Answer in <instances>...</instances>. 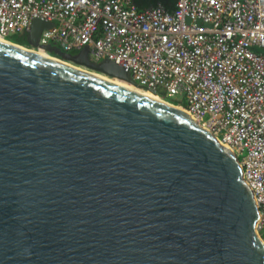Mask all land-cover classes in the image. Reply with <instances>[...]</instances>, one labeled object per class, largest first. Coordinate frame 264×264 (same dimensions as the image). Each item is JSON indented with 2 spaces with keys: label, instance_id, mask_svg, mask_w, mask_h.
Returning a JSON list of instances; mask_svg holds the SVG:
<instances>
[{
  "label": "water",
  "instance_id": "obj_1",
  "mask_svg": "<svg viewBox=\"0 0 264 264\" xmlns=\"http://www.w3.org/2000/svg\"><path fill=\"white\" fill-rule=\"evenodd\" d=\"M258 217L236 153L191 114L0 41V264H264Z\"/></svg>",
  "mask_w": 264,
  "mask_h": 264
},
{
  "label": "built area",
  "instance_id": "obj_2",
  "mask_svg": "<svg viewBox=\"0 0 264 264\" xmlns=\"http://www.w3.org/2000/svg\"><path fill=\"white\" fill-rule=\"evenodd\" d=\"M93 62L183 106L237 155L259 207L264 241V0H176L139 9L133 0H0V35H29ZM49 51V50H47Z\"/></svg>",
  "mask_w": 264,
  "mask_h": 264
},
{
  "label": "bare ground",
  "instance_id": "obj_3",
  "mask_svg": "<svg viewBox=\"0 0 264 264\" xmlns=\"http://www.w3.org/2000/svg\"><path fill=\"white\" fill-rule=\"evenodd\" d=\"M0 41H3L5 43H9V44H12V45H16V46H19L21 48H25L27 50H31V51H33V52H35V53H37L39 55H42L44 57L51 58V59H53L55 61H60V62H62L64 64H67L69 66L75 67V68L80 69L82 71L89 72L91 74H94V75L102 78V79L108 80V81H110L112 83H115V84H117L119 86H122V87H124V88H126L128 90H134V91H136L138 93H141L143 95L149 96V97H151V98H153L155 100H158V101H160L162 103H166V104H168L170 106H175L176 108L184 111L185 113H188V111L184 107H181V105H176V104H174V103H172L170 101H167V100L161 98L159 96V94L157 92H155L154 90H150L148 88H143L140 85H138V84H136V83H134V82H132L130 80H127V79H124V78H119L117 76H108L106 74H103L102 72L98 73L99 71L90 70V69L84 68L82 66H78L76 64H73L71 62H66V61L60 60L58 58H54L47 50H45L43 48H35V47L29 48V46H26L25 44H20V43H17V42H16L17 43L16 44V43H14L11 40H9V39H7L5 37H2L1 35H0ZM56 57H58V56H56ZM219 142L221 144H223L221 141H219ZM225 146H227V145H225Z\"/></svg>",
  "mask_w": 264,
  "mask_h": 264
},
{
  "label": "trees",
  "instance_id": "obj_4",
  "mask_svg": "<svg viewBox=\"0 0 264 264\" xmlns=\"http://www.w3.org/2000/svg\"><path fill=\"white\" fill-rule=\"evenodd\" d=\"M133 1L137 5V7L139 9H145V8L152 7V6H157V5H159L161 3L168 10H173L174 7H175V3H176V0H133ZM21 37H23V36L13 35V36L9 37L8 39L11 40V41H13V42H15V43L17 42V43H20V44H26L27 46H30L31 45L28 40L27 41L25 40L27 38H21ZM52 51H54V50H51L50 52L52 54H55ZM159 96L162 97L160 94H159Z\"/></svg>",
  "mask_w": 264,
  "mask_h": 264
},
{
  "label": "rangeland",
  "instance_id": "obj_5",
  "mask_svg": "<svg viewBox=\"0 0 264 264\" xmlns=\"http://www.w3.org/2000/svg\"><path fill=\"white\" fill-rule=\"evenodd\" d=\"M11 36H13V35H11ZM11 36H9V37H11ZM18 36V35H17ZM19 36H23V37H21V38H27V36H24V35H19ZM26 41L28 40V39H25ZM29 41V40H28ZM15 43V42H14ZM29 43V42H28ZM17 44V43H16ZM26 45V44H25ZM24 46V45H23ZM27 46V45H26ZM52 47H56L55 45H52ZM29 48H32V47H30L29 46ZM54 49V48H53ZM55 49H57V48H55ZM57 50H59V49H57ZM49 51H51V50H49ZM53 53H55V51H52ZM57 52H59V51H57ZM54 58H58V59H60V60H63V61H66V62H71V63H73V64H76V65H78V66H80L79 64H77V63H75V62H72V61H70L69 59H67V58H65L64 56H61L60 54H57V53H55V54H52L51 52H49ZM48 53V54H49ZM72 55H74V54H72ZM56 56H58V57H56ZM60 57V58H59ZM82 67H84V66H82ZM84 68H86V67H84ZM88 69V68H87ZM90 70H93V69H90ZM98 73H100V72H98ZM104 74V73H103ZM107 75V74H106ZM109 76V75H108ZM161 94V96L165 99V100H167V101H170V102H172V103H174V102H177V103H180V104H186V101H185V95L184 94H182V93H180V94H177L175 97H173V98H169V97H167V96H165L163 93H160ZM161 97V98H162ZM175 104V103H174ZM176 105H178V104H176ZM181 107H183V106H181Z\"/></svg>",
  "mask_w": 264,
  "mask_h": 264
},
{
  "label": "clouds",
  "instance_id": "obj_6",
  "mask_svg": "<svg viewBox=\"0 0 264 264\" xmlns=\"http://www.w3.org/2000/svg\"><path fill=\"white\" fill-rule=\"evenodd\" d=\"M24 36H25V35H24ZM26 36H27V35H26ZM8 38H9V37H8ZM8 38H7V39H8ZM27 39H28V36H27ZM30 47H31V45H30ZM57 49H58V48H57ZM57 49H53V50L55 51V53H57V52H56ZM59 50H60V49H59ZM48 52H50V51H48ZM57 54H59V53H57ZM70 61H72V60H70ZM72 62H74V61H72ZM75 63H76V62H75ZM77 64H78V63H77ZM79 65H80V64H79ZM80 66H82V65H80ZM84 67H85V66H84ZM86 68H87V67H86ZM88 69H90V68H88ZM141 87H142V86H141ZM143 88H144V87H143ZM158 94H160V93H158ZM160 95H161V94H160ZM174 103L177 104L176 102H174Z\"/></svg>",
  "mask_w": 264,
  "mask_h": 264
},
{
  "label": "flooded vegetation",
  "instance_id": "obj_7",
  "mask_svg": "<svg viewBox=\"0 0 264 264\" xmlns=\"http://www.w3.org/2000/svg\"><path fill=\"white\" fill-rule=\"evenodd\" d=\"M161 4V3H160ZM149 8V7H148ZM146 9V8H145ZM65 52V51H64ZM69 53H72V54H74V55H77L78 53L76 52V51H70ZM61 56H63V55H61ZM97 63H100V62H97Z\"/></svg>",
  "mask_w": 264,
  "mask_h": 264
},
{
  "label": "crops",
  "instance_id": "obj_8",
  "mask_svg": "<svg viewBox=\"0 0 264 264\" xmlns=\"http://www.w3.org/2000/svg\"><path fill=\"white\" fill-rule=\"evenodd\" d=\"M54 49L56 48V47H53Z\"/></svg>",
  "mask_w": 264,
  "mask_h": 264
}]
</instances>
